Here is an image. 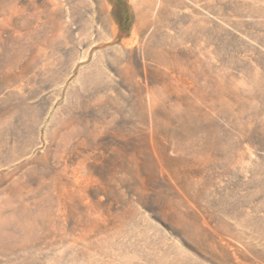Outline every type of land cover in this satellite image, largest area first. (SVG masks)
Wrapping results in <instances>:
<instances>
[{"label": "rangeland", "instance_id": "obj_1", "mask_svg": "<svg viewBox=\"0 0 264 264\" xmlns=\"http://www.w3.org/2000/svg\"><path fill=\"white\" fill-rule=\"evenodd\" d=\"M0 264H264V0H0Z\"/></svg>", "mask_w": 264, "mask_h": 264}]
</instances>
